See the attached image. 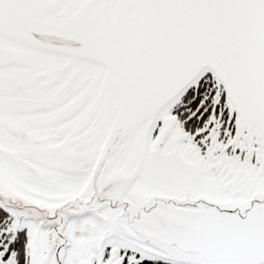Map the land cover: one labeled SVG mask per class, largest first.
Listing matches in <instances>:
<instances>
[{
	"label": "snow or ice",
	"instance_id": "6c2138e0",
	"mask_svg": "<svg viewBox=\"0 0 264 264\" xmlns=\"http://www.w3.org/2000/svg\"><path fill=\"white\" fill-rule=\"evenodd\" d=\"M0 264H264V0H0Z\"/></svg>",
	"mask_w": 264,
	"mask_h": 264
}]
</instances>
